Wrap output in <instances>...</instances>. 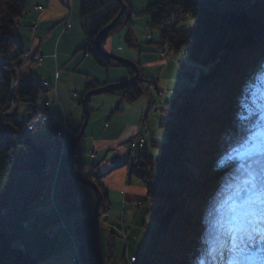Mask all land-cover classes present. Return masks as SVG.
Returning a JSON list of instances; mask_svg holds the SVG:
<instances>
[{"label":"trees","instance_id":"1","mask_svg":"<svg viewBox=\"0 0 264 264\" xmlns=\"http://www.w3.org/2000/svg\"><path fill=\"white\" fill-rule=\"evenodd\" d=\"M123 1L128 10L108 37L131 22L129 0ZM145 1L143 13L148 15L151 27H156L161 17L176 6L193 9L195 23L191 29L172 26L160 30L158 43L169 45L173 51L187 46L189 59L200 66L201 74L198 81L184 86L164 103L165 114L160 116L159 125L165 130L166 139L152 143L159 148V154L154 156L144 148L129 171V181L135 177L146 188L148 214L152 212L151 218L156 222L137 262L198 264L194 254L202 255L204 245L215 248L221 233L233 228V218L241 220L244 208L249 207L258 215L263 212L256 201L264 198V149L256 150L253 143L264 135V86L259 81L264 76V0H228L224 4L232 8L222 10L211 6L212 0ZM119 10L118 0H80L81 19L102 11L82 27L86 35L83 50L104 68L116 62L107 61L96 52L95 37ZM25 12V0H0V211L5 209L0 224V264H42L18 244L23 237L19 227L32 206L52 189L47 145L27 129V123L45 109L34 105L42 91L38 79L21 70L26 59L18 42V21ZM126 42L135 45L130 33ZM138 66L137 82L112 92L121 100L114 111L121 110L122 102L133 103L145 93L140 83L148 80ZM93 87L96 86L91 84L90 89ZM14 101L31 103L28 119L19 118L14 108L9 110ZM80 128L71 135L79 133ZM248 148L250 152H246ZM17 171H28L30 176L6 205ZM95 182L103 194L100 210L106 213L110 210L108 194L98 178ZM81 185L64 166L60 202L65 213L88 209L81 197ZM192 199L197 201L204 219L201 241L192 233ZM217 202L222 204L217 207ZM219 210L224 215L221 222H215ZM91 211L92 208L74 220L81 264H98ZM54 216H39L36 220ZM109 234L106 249L100 246L105 264H114L115 233L110 230Z\"/></svg>","mask_w":264,"mask_h":264},{"label":"rangeland","instance_id":"2","mask_svg":"<svg viewBox=\"0 0 264 264\" xmlns=\"http://www.w3.org/2000/svg\"><path fill=\"white\" fill-rule=\"evenodd\" d=\"M212 1H210L211 6L219 10L232 8L230 4H224L228 0ZM255 1L257 0L249 2ZM129 4L132 11L131 22L112 33L111 36H107L103 48L141 65L142 76L148 80V82L140 83L145 93L133 103L122 102L119 111H114L121 101L118 94L111 92L92 96L90 100L92 112L84 132L86 148L91 150L92 154L79 155V149H77L73 156L76 172L83 176H91L89 174L96 171L100 184L108 194L110 210L106 213L100 210L99 242L106 249L109 231L115 233L114 264H138V259L148 246L156 222L150 217L151 214L149 213L150 216L148 214L146 188L135 177L129 181V171L137 155L145 151L144 148H148V152L154 156L159 154V148H155L152 143L166 139V132L159 125L160 116L165 114L162 110L166 107L164 103L172 100L181 88L186 85L191 86L193 83L192 81L185 83L181 80L182 69L174 59L164 62L158 55L160 49L169 46L167 44L160 46L158 43L160 30L167 29L162 26L164 17L176 11L173 14H178L179 17L182 15L183 20L176 19L173 26L188 30L195 23L192 17L193 9L187 6H176L161 17L156 27L150 26L153 34V37H150V33L146 30L150 19L143 13L146 1L129 0ZM25 5L26 12L18 21L19 45L22 50L42 54L44 61L37 63L23 51V59H26V63L21 70L40 79L39 82L42 80L49 82V86L45 88L37 83L42 91L39 92L34 104L40 109L45 105L48 107L47 111L39 113L27 125L36 123L40 116H47V119L39 123L33 132L38 141L47 145V148L52 147L50 151H47V172L51 174L52 189L32 206L26 220L21 223L19 232L23 237L18 244L37 257L42 264H81L78 253L79 242L74 236V220L84 215L87 210L91 208L93 210L95 193L82 184L81 197L85 199L88 209L75 214L65 213L60 197L68 145L66 152L61 156L59 142L54 138V134L64 125L59 118L61 114L66 116L69 131L72 132L81 126L83 109L78 100L90 89L91 84L99 87L122 82L131 77L133 71L116 65L108 68L101 67L90 53L83 50L86 45V35L82 24L90 22L102 11L83 20L79 14L80 0H25ZM187 8L192 9V15L189 17L186 13ZM181 9L180 15L178 12ZM35 23H37L35 31L30 32V27ZM128 33L134 38V46H129L126 42ZM175 52L171 50L170 55ZM155 76L156 78H153ZM259 81L264 86V76ZM73 94L76 95L70 99ZM155 100L160 101L158 102L160 112L147 116L150 103ZM30 104L26 101H14V105L9 110L14 108L18 111L19 118L28 119L30 111L27 109ZM143 130H146L145 146L133 150L128 141ZM254 140L253 147L256 150L264 149V135ZM250 151L251 148L246 150V152ZM130 152H133L132 158H128ZM115 158L124 159V163L114 164ZM29 176L28 171L15 173L6 205L16 196L21 184ZM260 201L264 206V200ZM256 202L259 203L258 200ZM220 204L222 203L217 202L216 206ZM189 208L193 213L192 232L201 241L204 219L201 217L197 201L192 199ZM4 212L5 209L0 211V224L3 222ZM50 214L55 216L36 220L39 216ZM223 215V212L219 210L215 222H221ZM250 219L253 223L249 225L246 222V226L251 230L258 229L251 233L253 243L241 249L237 247L236 242L230 244L227 241L221 244V248L223 247L221 253H226L222 254L220 264H264V214L261 217L253 215ZM239 230L238 227L233 229V237L236 239V235L240 233ZM243 231L245 232V229ZM209 252L205 254V263L212 255V252ZM218 253L216 252L215 255ZM134 256L135 260L132 258ZM251 257L256 259L251 262L249 259ZM202 264H204L203 261Z\"/></svg>","mask_w":264,"mask_h":264},{"label":"water","instance_id":"3","mask_svg":"<svg viewBox=\"0 0 264 264\" xmlns=\"http://www.w3.org/2000/svg\"><path fill=\"white\" fill-rule=\"evenodd\" d=\"M118 1L120 2L119 12L117 13V15L114 17L112 21H110L107 25H105L103 28H101L97 32L96 37H95L94 47H95L96 52L100 56H102L105 60L110 61L111 59H113L116 62L115 64L116 66H123L126 68H130L133 71V75H131V77H129L125 81L109 83L106 85L95 87V88L89 89L88 91L84 93V96L82 98L83 121L81 124V128H80L79 133L70 137L68 141V150L65 156L66 168L68 170V173L72 177V179L80 182L81 184L88 186L95 193V203H94L91 215H92L93 225H94L95 253H96L98 264H105L103 250L99 242L100 215H101L99 207H100V203L103 200V194L101 192L99 185L96 182L76 172V170L74 169V165H73V156H74L76 147L78 146V143L82 135L84 134L85 129L90 120L91 97L98 95V94H102V93H111L113 91H117L118 89H123L128 86H131L137 82L139 75H140L139 66L135 61L129 58H126V57L119 56L115 53L108 52L102 46V42L107 38L110 31L116 26L121 16L125 14L128 10V5L123 0H118Z\"/></svg>","mask_w":264,"mask_h":264},{"label":"built area","instance_id":"4","mask_svg":"<svg viewBox=\"0 0 264 264\" xmlns=\"http://www.w3.org/2000/svg\"><path fill=\"white\" fill-rule=\"evenodd\" d=\"M187 10L188 11H186V13L189 14V15H187V14L186 15H187V17H189V16L192 15V9L191 8L190 9L187 8ZM175 12H172V13H170L169 16L164 17V20L162 22V26L163 27L168 28L170 26H173L174 21L176 19H178V18H179L180 21L183 20V19H181L183 17L181 15L182 9L179 10V12H178L181 15L180 17H179L178 14H173ZM68 25L69 24L67 23V26ZM36 27H37V23H35L33 26L30 27V31L34 32ZM146 30L150 33V37H152V29L150 27H147ZM170 53H171L170 46H167V48L164 47L163 49H160L158 55H159L160 59L164 60V62H166V61H168L170 59H174L180 65L185 67V72H184L183 77H182L183 81H193L194 82V81L199 80L201 70H200L199 65L189 61V59H188V47L184 46V47H181L179 50H177L174 54L170 55ZM25 55L29 56L32 60H34L37 63H42L43 60H44V56L42 54L34 53L31 50L25 51ZM153 78H156V76L153 77ZM38 83L42 87L48 86V82L44 81V80H42L40 82L38 81ZM74 96H75L74 94L72 96H70V99H73ZM158 102H160V101H156L155 100V101H152L150 103V107L147 110V115L155 114V113H157L159 111V103ZM46 117L47 116H40L39 118H37L36 123L28 124L27 125V129L28 130H34L35 126L38 123H40L43 120H45ZM60 120L63 121L64 125H62L60 127L58 132L54 135L55 136L54 138L58 139L59 146H60V153H61L60 155L63 156L64 153L67 150V142H68V140H69L71 135H70V132L68 131V128H67V125H66V116H65V114H61L60 115ZM128 143H129L130 147L133 150L139 149L142 146H144V144H145V130L140 132L137 136L129 139ZM78 149H79L78 150L79 155L92 154L91 153L92 151L88 150L86 148L85 137L80 139L79 144H78ZM50 150H51V147H48L47 151H50ZM132 156H133V152H130V155H128V158H132ZM122 163H124V159H119V158H115L114 159V164H122ZM58 169L59 168L57 167L56 170L58 171ZM96 175H97L96 171L94 173L92 172L91 176L93 177L92 178L93 180H96ZM151 213L152 212H150V214ZM132 258L135 260V256L132 257Z\"/></svg>","mask_w":264,"mask_h":264},{"label":"bare ground","instance_id":"5","mask_svg":"<svg viewBox=\"0 0 264 264\" xmlns=\"http://www.w3.org/2000/svg\"><path fill=\"white\" fill-rule=\"evenodd\" d=\"M35 130V129H34ZM202 217V216H201ZM203 230V229H202ZM193 233V232H192ZM194 234V233H193ZM194 236H197L196 234H194ZM204 249H203V251H202V255H201V253H199V254H196V256H195V254H194V259H197V262H198V264H202L201 262L203 261V263L204 264H220V261H221V255H219V254H217V255H215V253L217 252V249L216 248H212V249H210V248H208V247H206V245H204ZM212 252V255L207 259V262L205 263V254L207 253V252ZM209 252V253H210ZM202 258V259H201ZM201 259V260H200Z\"/></svg>","mask_w":264,"mask_h":264},{"label":"snow or ice","instance_id":"6","mask_svg":"<svg viewBox=\"0 0 264 264\" xmlns=\"http://www.w3.org/2000/svg\"><path fill=\"white\" fill-rule=\"evenodd\" d=\"M257 214L258 213H253L251 211H248L243 214V218L247 221V224L251 225L253 223V220L250 219V217ZM252 231H258V229L253 228ZM248 243L249 244L253 243V237L250 233L248 234Z\"/></svg>","mask_w":264,"mask_h":264}]
</instances>
